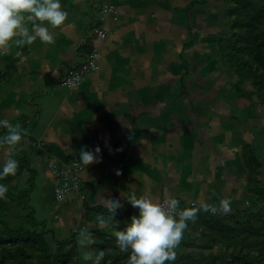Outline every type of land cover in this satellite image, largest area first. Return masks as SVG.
Segmentation results:
<instances>
[{
	"label": "trees",
	"instance_id": "16d2710c",
	"mask_svg": "<svg viewBox=\"0 0 264 264\" xmlns=\"http://www.w3.org/2000/svg\"><path fill=\"white\" fill-rule=\"evenodd\" d=\"M178 9L184 38L183 49L177 58L185 69L180 77V93L174 97L172 106H176L183 95L194 96L193 91L197 94L203 90V98H210V103L217 98L218 102L220 100L218 107L224 106L231 112L227 116L229 122L242 134V147L241 158L235 163L237 176L226 180L225 191L221 193L234 202L233 209L222 211L208 196L211 185L205 187L204 180L198 184L194 196L188 197L183 193L176 196L180 200V207L207 204L209 209H202L195 221H189V227L175 249V259L165 264H264V0H224L220 4H209L208 0H190L185 7ZM194 9L201 12L197 16L196 28L190 17ZM218 15L220 18L216 20ZM100 18L96 19L97 24L104 23L105 18L102 15ZM172 22H176V16ZM197 28L216 34L212 48L213 61L221 65L216 76L205 79L199 76L207 82L202 88L192 85L186 87L189 78L195 74L192 69L195 58L201 57L200 53L197 57L185 56L187 50L190 54L197 53V37L194 35ZM17 61L7 66L6 72L0 70V82L9 81ZM232 84L231 88L227 86ZM251 88L253 91H250ZM157 107L154 106V111ZM143 113L139 112L136 120ZM170 118L171 109H168L164 113L155 114L150 121L158 122L160 127L164 123L173 128ZM197 118L201 119L200 114ZM21 119L23 121H17L15 125H20L24 131L29 121L25 117ZM4 131L5 128H2L0 135L5 134ZM35 140L38 142L36 138H31V141ZM47 148L58 170L74 167L78 162L76 157L54 145ZM12 155L19 161L18 170L15 175L0 179V182L8 186L6 198L0 199V264H127L128 253L122 252L116 244L111 220L101 225L97 219V213L105 214L109 211L106 206L107 196L116 194L115 189L102 181L99 185L104 188L98 185L94 188L95 193L91 194L89 184L79 177L80 189L75 191V183L69 180L67 186L71 189L65 194L66 198L71 193L86 198L83 207L90 219L78 224L71 237L61 239L48 219L41 220L38 217L32 205L39 171L28 157L27 150L16 146ZM50 170L52 172L51 166ZM128 175L126 179L130 180ZM160 179L162 184L156 187L158 194L153 195V199L161 201L171 191L166 186V180ZM158 180L156 177L155 185ZM150 185L147 182L142 187ZM127 187L131 191L136 190L131 181ZM120 199L122 206L114 219L120 220L119 227L123 228L130 219V213L134 214L138 210L126 197ZM213 206L217 207V211H211ZM16 212L19 214L14 219L13 213ZM87 223L89 225L86 230ZM85 249L90 252L87 257L82 254Z\"/></svg>",
	"mask_w": 264,
	"mask_h": 264
},
{
	"label": "rangeland",
	"instance_id": "374dc122",
	"mask_svg": "<svg viewBox=\"0 0 264 264\" xmlns=\"http://www.w3.org/2000/svg\"><path fill=\"white\" fill-rule=\"evenodd\" d=\"M63 1L66 2V0ZM63 1L62 3L65 7L66 5ZM72 1L74 2L75 0ZM88 1L89 0H77V7L85 11V7L89 5L87 4ZM119 1L120 0H92L90 5L92 6V13H97V18H100L101 15H103V17L109 15L112 16V20L125 21L127 15L130 14V12H128L130 10L125 9L127 7L122 8L121 12L120 10H116ZM223 1L224 0H209V2L213 4L216 2L220 4L223 3ZM102 3H106L112 6L114 8L113 12L110 14L103 13ZM68 12L69 19H73L72 17L73 15H75V13H71V10H69ZM192 14L194 17H196L198 12H193ZM219 16L220 15L217 16L216 20H219ZM89 19H87L85 27L79 26L78 28L70 29V32L75 31L71 32V34L81 30V35H77L74 40L78 44H80V42L83 39L85 40L86 38L92 40L90 38V30H93V27H95L98 22L93 17H89ZM107 22L108 21L105 20L102 25L104 29H107L110 32V24H108ZM169 23L170 12L166 11L164 7L159 6V4H156L155 6L148 9L147 14L138 16L133 21L130 19L129 22H125V27L129 30L134 29L138 35H143L145 39H147L148 36L152 37L154 39V43L157 44L162 38V31H169ZM193 25L195 26L196 22H193ZM64 28H67V26ZM88 28L90 33H88ZM65 30L66 29H58V35L56 36L55 42L52 44V46L55 47V49L53 50L55 51L54 58H48V45H45L39 39H37V41H35L32 45L25 44L21 46L13 44L11 50L7 54L0 55L1 71H7L6 65L9 62L18 59L17 63H15L14 66L15 70L17 72H25L23 77H16V82H14V85L17 86L14 90L15 92H12L13 88L11 86L4 88L5 90L0 89V102H2V107L4 109L6 108V112H9H1L2 114L0 113V118H6L8 120L12 119V121L10 122L13 125H15L17 121H23L21 119L23 117L27 118L29 121V125L24 126L28 128L23 131V140L17 146H22L27 150L28 157L32 160L34 167L39 171L37 173L36 188L34 189V192L32 194V205L35 207L38 217L41 220L45 218L48 219V221L55 228L58 238L61 239L71 237L70 235L74 230H76L75 228L78 224L86 222L90 219L87 210H85V208L83 207L84 200L86 198L84 199L83 196L79 197L77 193H71L68 198L57 193L60 183L53 176V173L51 172L49 166L53 164V157L48 151L49 148H47L49 147L50 141H53L55 143L54 146L60 148V150L64 153L77 158L78 162L76 167H68L65 170L69 169L72 170V172L74 171L76 175H79L83 182H87L88 184H90L91 194L95 193L94 188L97 187V184L99 183V180H96V177L98 175L101 176L106 174V169H114V166L118 163L115 156L120 159L123 154H125V152H129L128 155H130V157L128 156V158H123L120 162L122 164L121 166L123 170L127 171V175L129 173V170H132L133 168L132 163L137 164L138 169H133L132 174L128 175L130 177V180L126 179L127 176L124 179L123 175H121L119 171H116L114 173V176H105L107 180H117V183L113 184L112 189H116L120 195H125L131 192V189L127 187L129 181L134 184L141 182V184H147V182L151 183L147 191H145L143 187H138L137 185V195L147 194L151 197H153V195H157L158 191H156V187L154 184V175L156 173L159 178V182H157L156 184L157 187L158 184H162V180L160 178H166V186L168 187V190L171 191L170 195L168 196L173 195L176 197L179 193H183L188 197L194 196L196 190L198 189V184H201V182L204 180L205 187H210L211 185L208 196L212 198L215 204L219 205V201L225 198L221 194L223 191H225L224 183L227 179L232 178L235 175L237 176L235 163L240 160V158L235 155V150H237L239 146H241L240 142L238 141L240 132L235 130L236 128H234L230 123L225 127L222 126L221 128H219L220 144L221 146L225 147H222V149H220L222 152L220 155H216L218 149L213 147V149H208L209 152L207 153V155L205 150L196 151L194 153L191 152L189 153L190 155H188V157L186 158H176L175 160L173 159V165L171 168L162 166V164H167L170 161V158H168L169 152L175 153V151L172 148L167 149L158 147L156 145H154L152 150H150L149 144L150 141L163 143V141H167L165 138H154L149 134V132H145V134L149 137V141L145 144H140L138 137H134L131 131H129L128 133L127 130H123V132L117 131L113 128V125L108 126L115 123V128L119 127L121 126V123L126 122V118L129 119V122L133 123L138 116L136 115L138 111L137 107L133 105L114 106V100H106L107 108L102 112L98 108L97 98L91 97V99H93V101L95 102V106H78V112L77 108H74V106L72 105L71 99L62 103L63 97L66 96L67 93L75 92V90L80 86L79 84L75 87L70 88L67 85L63 84L64 80L67 77L69 68L66 69V67L62 64V61L68 64L70 63V61L73 63L84 62V59H79L74 50L66 51L69 47V44H72V41L59 39L61 35H64L66 33ZM170 31L171 32L167 34V38L170 40V42L168 43L167 41V43H162L163 48L166 49V47L170 43H172V49H176L181 44L183 34L181 32V28H178L177 26L172 27ZM194 35L197 37V42L195 45L197 53L193 52L192 55L198 56V53H200L201 57H197V60L193 63L192 69L196 71L197 74L204 73V75H208L206 76V78H208L210 70L213 72H218V70L221 69L220 63L216 60L213 61L212 48L214 47L216 34L206 30H202V28H197L195 29ZM121 37L122 35L120 36V38ZM126 40L128 41L129 45L131 43L130 39L125 37L123 41ZM107 41L108 39H104L99 42H93L92 44H96L97 49L101 51L103 57L104 51L108 49L107 46L109 45V42ZM128 45H126V49L128 48ZM83 47L86 49L87 46L83 45ZM23 48L25 49L23 50ZM145 48H149V45L137 46L136 54L140 53L141 50L144 51ZM153 49L155 50H152L151 56L154 59L151 60H155V67L153 68V71L149 70L148 68V81L146 83L143 80V76H146V72L143 75V72L139 74L138 70L141 69V67L147 61L148 57L146 55H141L140 57L135 58V63L137 65H140V67L137 66V75L139 80L136 78L133 79V81L139 86V89L142 86L141 84L146 85L148 87L149 93L145 101L146 104L150 105V107H146L144 113H146V116L149 115V120L150 118L155 117V114L160 112L164 113L169 108L171 109L170 124H175L176 127L182 128L183 124L190 123V121L188 120V113L185 111L181 112V110H179L183 107L182 102H184L185 104H190L193 100H196V97H192V99L186 97L185 100H179L176 106H172V101H174L175 99L170 91L167 90L166 86L169 88H173L176 91L180 90V79L176 78L182 72L184 66L177 64V62H175V60L172 58H170V62L168 64H165L163 66L159 65L158 63H156V61L158 60V57L160 59L159 55L160 53L162 54L163 49L158 48L157 45H153ZM156 49L158 51H156ZM44 50L46 52H44ZM17 51L21 52V56L16 55ZM42 56H46L49 61L52 60L54 65H49L50 63L45 61ZM208 61L209 63H207ZM32 63H34L33 66H31ZM45 64L47 65L44 66ZM206 64L209 65L206 67ZM149 72L153 73L152 82H150ZM160 75L163 78V85L165 86H163L161 82L156 81L158 80ZM224 81H226V78H224ZM201 83L206 84L207 82H202L198 76H193L191 79H189L186 87H189L191 85L203 86ZM237 84L238 83H236L235 85ZM233 85L234 84L227 86L231 88ZM2 91H4V93ZM22 91L24 92V97H20L22 96ZM202 91L198 92L201 95V98L203 97V94H205L202 93ZM250 91H253L252 88L250 89ZM88 93L94 92H92L89 88ZM9 95H11V97L7 98L6 96ZM5 97L8 99V101L4 100ZM215 101L217 102L218 99H214V102ZM206 103L210 102L208 101ZM156 105H158V109L154 111V106ZM211 105L210 108H212L213 106ZM206 109L208 110L209 106H207ZM73 110L75 111V114L73 113ZM139 112H142V110L139 109L138 114ZM82 115L84 118H87L89 115H91L89 117L93 119L104 118L108 120V123L104 125L105 127L108 126V128L106 129L107 132H101L100 130L96 129L88 133L85 132L83 130V126H85V120L82 118ZM205 122H207V118ZM149 125L151 126L152 124L149 122ZM165 125L166 124L163 123L161 126ZM40 127L46 128V130H44L43 132V134L46 135V139L43 142L44 144L46 143V147H44V144L39 143L40 141H31V138H37V135L40 134ZM112 128L114 129V132H111ZM5 130V134L2 133L0 136L7 134L8 129L5 128ZM192 130L193 128L190 131ZM1 131L2 128H0V132ZM179 132L182 134V131L179 130ZM109 134H114L117 136L123 135L126 136V138H117L114 142L113 140H111V138L113 137L109 136ZM86 135H93V137L89 140H86ZM251 141L252 140H250V142ZM228 143L229 145L231 143L234 148H226L228 146ZM84 146H87L93 150H95L97 147L99 148L97 158L86 165H84L79 158V151ZM31 149L33 150L30 151ZM139 150H146L150 153H142L139 152ZM158 152H165L163 154L167 158H164L163 154H160L159 156ZM10 154L13 153H9L7 151L6 145L0 146V158L4 160ZM223 155H225L226 158H223ZM239 155L240 154H238V156ZM218 156H222V158H218ZM122 172L123 171L121 170V173ZM74 189L75 191H79L80 187L77 185L74 186ZM201 193L202 191H200V194ZM168 196L164 195L161 201H163ZM230 204V209H233L234 202L232 200H230ZM17 214L19 213H13L14 219ZM131 215L132 214L130 213V217ZM72 225L74 227H71ZM88 225L89 223H87L86 225V230L88 229Z\"/></svg>",
	"mask_w": 264,
	"mask_h": 264
},
{
	"label": "crops",
	"instance_id": "0c3cea01",
	"mask_svg": "<svg viewBox=\"0 0 264 264\" xmlns=\"http://www.w3.org/2000/svg\"><path fill=\"white\" fill-rule=\"evenodd\" d=\"M76 1L77 0H75L74 2L72 0H66V2L63 1L66 5L65 7L63 6V3H62V7H64L67 11L71 10V13H75V15H73V17H72L73 19H69V21L64 26L59 28V29H66L65 30L66 33L64 35H61V37L59 39L72 41V44L71 43L69 44V47L66 51L74 50L76 55H78L79 59L82 58V60H83V59H85V57L89 53L88 52L89 48H91V46H93V47L96 46V44L92 45L93 40H89V38H86L85 40L83 39L80 42V44L76 43L74 40L77 37V35H81V30L76 31V33L71 34V32H75V31L70 32V29L71 28H78L79 26L85 27L86 21H87V19H89V17H93L94 19H97V17H96L97 13H94V14L92 13V6H90L92 0H89L87 2V4H89V5H87L85 7V11H83L82 9L77 7L78 2H76ZM189 1L190 0H120L116 10H120V12H121L122 8L127 7L125 9L130 10V11H128V12H130V14L127 15V17L125 18V21L124 20H120V21L116 20L115 21V20H112V16H109V15L105 16V20L108 21L107 22L108 24H110L111 31L109 32V30L105 29L106 31H108L106 39H108L107 42H109V45L107 46L108 49L106 51H104V57L101 59V61L99 63L98 71H95V72H92L91 74H89L87 76L86 80L83 83H81L80 86L77 88L78 90L76 89L77 91L75 90V92H73V93H67L66 96L63 97L62 103L64 101H68L71 99L72 105L74 106V108L76 107L77 111L79 112L78 106L79 107H87V106L89 107L92 105L94 107L95 102L93 101V99H91V97H96L98 100V108L102 112L105 111L107 108L106 100H114V106H117V105H120V106L133 105V106L138 108V111H139V109H141L144 112L146 107H150V105L146 104V101H145V99L147 98V95L149 93H148V87L146 85L141 84L142 86L139 89V86L133 81V79H136V78L139 80L138 75H137V66L140 67V65H137L135 63L136 62L135 58L140 57L141 55L142 56L146 55L148 57V58L146 57L147 61L144 63V65L141 67V69L138 70L139 74L143 72V75H144V73L146 72V76H143V80L145 81V83L148 81V68H149V70L153 71V68L155 67L154 66L155 60H151V59H154L151 56L152 50H155V49H153V45H157L158 48L163 49L162 54L160 53V55H159L160 59L158 57L159 61L157 60L156 63L163 66L165 64H168L170 62V58H172L175 60V62H177V64L183 65L178 60L177 55L183 49L182 48V41H183L184 35H182L183 38L181 40V44L176 49H172V47H171L172 43H170L165 49V48H163L162 43H164V42L167 43V41H168V43L170 42V40L167 38V34L172 31V30L170 31V29H172V27H174V26L181 28V32H182V34H184V30H183L184 28H183V26H181L182 24L180 23L181 13H178L179 12L178 8L179 7H185L186 4L189 3ZM208 2H209V0H208ZM217 3L218 2H216V4ZM120 4H121V7H120ZM156 4H159V6L164 7L166 9V11L170 12V23H169L170 28H169V31H167V30L162 31V33H161L162 38L160 39V42H158L157 44L154 43V39L152 37L148 36V38L145 39L143 37V35L142 36L138 35L134 29L129 30V29H126V27H125V22H129L130 19L133 21L138 16L147 14L148 9L150 7L155 6ZM209 4H210V2H209ZM193 12L194 13L198 12L197 16L201 12H199L198 9H194V11H191V13H190L191 22L192 23L196 22V25H198L197 16L194 17L192 14ZM175 16H176V22H172V19ZM89 21H90V19H89ZM196 25L195 26L193 25V26L196 27ZM66 26H67V28H64ZM89 28L87 29L88 33H89ZM53 32H54V35L56 37L58 35V29L57 30L54 29ZM121 35H122V37L120 38ZM123 35L126 38L130 39L131 43L129 45H128L127 40L123 41L125 38ZM155 41H157V40H155ZM83 45L87 46L86 49L83 47ZM126 45H128L127 49H126ZM142 45H149V48H145L144 51L141 50L140 53L136 54L137 46H142ZM105 46H106V44H105ZM105 46H104V49H105ZM48 48H49L48 58H54L55 51H53V50L55 49V47H53L51 44V45H48ZM150 48H151V50H150ZM24 49L25 48H23V50ZM156 51H158V50L156 49ZM159 51H161V50H159ZM44 52H46V51L44 50ZM190 55H192V54H190L189 50L185 51V56H190ZM194 56L197 57V55H194ZM155 57H157V56H155ZM42 58L45 61L49 62L50 63L49 65H54L52 60L49 61L46 58V56H42ZM0 60H1V58H0ZM196 60H197V58H195V61ZM12 62L13 61L9 62L6 66H9ZM71 63H73V62L70 61V63L68 64V63L62 61V64H63V66L66 67V69H68L70 67H74V66H79L81 64L79 62H76L73 64H71ZM33 64L34 63H32L31 66H33ZM46 65L47 64H45L44 66H46ZM208 65L209 64H206V67ZM7 69H8V67H7ZM184 69H185V66L183 67L182 72L179 74V76L176 79H180L182 73L184 72ZM3 72H6V71H3ZM157 72H159V71H157ZM194 72H195V74L193 76L204 77V79L206 78V76H208V75H204V73L203 74H197L196 71H194ZM209 73L210 74H209L208 78H210L212 76H216V74L218 72H215V71L213 72L210 70ZM24 74H25V72H20V71L17 72L15 69L12 70L9 81L4 80V81L0 82V89L5 90L4 88L11 86L13 88L12 92H15L14 90L17 87L14 85V82H16V77L19 76L18 78H21L24 76ZM193 76H191L189 79H191ZM149 77H150V82H152L153 73L149 72ZM200 77H199V79L201 80ZM156 81L161 82L163 85V78L161 75L159 76L158 80H156ZM201 81L206 82L205 80H201ZM206 84L203 83L202 84L203 86H201V85L200 86L192 85V86L202 88V87L206 86ZM163 86H165V85H163ZM89 88L94 93H88ZM160 88H162V87H160ZM166 88L168 91H170V93L172 94L173 97H176L180 93V90L176 91L175 89L169 88L167 86H166ZM2 92L4 93V91H2ZM193 93H195V95L194 96L192 95V97H196L197 101L193 100L190 104H185L184 102H182L183 107L179 109V110H181V112L185 111L188 113V115H189L188 120L190 121V123L183 124L182 128L176 127L175 124L173 125L174 126L173 128H171V126L168 127V125H166L164 127L163 126L160 127L158 122L151 123L150 119L148 120L149 115L146 116V113H145V115H143L144 113L142 115H140L141 118L139 120L135 119V121L133 123L129 122L128 121L129 119L126 118V122L121 123V126H119V127L115 128V126H114L115 123L108 125V126L113 125V128L117 131L123 132V130H127V133L129 131H131V133L134 137H138L140 144H145L149 141L148 140L149 137H148V135L145 134V132H149V134L152 135L154 138H158V137L165 138L167 141H163V143L150 141L149 149L152 150L154 145H156L158 147H162V148H167V149L172 148L175 151V153L169 152L168 158H170V161L167 164L166 163L164 165L162 164V166H165V167L167 166L168 168L170 165H173V161H172L173 159L175 160L176 158H186V157H188V155H190L189 153H191V152L194 153L196 151L205 150L206 155H207V153L209 152L208 149H211V148L213 149V147H215L218 149L216 152V155H220L222 153L220 149H222V147H224V146H221V144H220L219 128H221L222 126L225 127L229 123L231 124V122H229L230 120L228 119V116H227L231 112L226 110L224 108V106L218 107L220 100H219V102L218 101L217 102L212 101L211 103H206L209 101L210 98H203L202 97L203 98L202 99L200 94L197 93L198 94L197 95L195 91H193ZM21 95L22 96H20V97H24L23 91L21 92ZM75 95H76V97H75ZM203 96H205V95L203 94ZM6 97L10 98L11 95L6 96ZM6 97L4 98V100L8 101V99ZM186 97H188V96L183 95V98L179 99V100H185ZM192 97H188V98L192 99ZM198 99H200L199 101H201V100H203V101L199 102ZM163 105H165V104H163ZM210 105L212 106V108H210ZM207 106H209L208 110L206 109ZM138 111H137L136 115H138ZM1 112H4V113L6 112V108L4 109L2 107V102H0V113ZM6 113H9V112H6ZM73 113L75 114L74 110H73ZM198 114H200L201 119L197 118ZM128 115H129V112H128ZM89 116H91V115H89ZM89 116L87 118H84L82 115V118L85 120L84 124L86 127L83 126V128H84L83 130L85 132L88 133L94 129L100 130L101 132H107L106 129L108 128V126L105 127L104 125H106L108 123V120H106L104 118L93 119V118H90ZM206 118H207V122H205ZM9 121H12V119H9ZM149 122L152 124L151 126L149 125ZM231 125L233 126V124H231ZM36 127H38V126H36ZM113 128L111 129V132H114ZM192 128H193V130L190 131ZM40 129H41V130H39L40 134L37 135L36 139L38 142L40 141V143L43 144V142L46 139L45 138L46 135H44L43 132H44V130H46V128L40 127ZM179 130L182 131V134L179 132ZM109 136L113 137V138H111V140H113L114 142L117 138H120V139L124 138V137L126 138V136H123V135L117 136L114 134H109ZM92 137H93V135H86V140H89ZM241 138H242L241 135H239L238 141L240 142L241 146H239V148L237 150H235V155L238 158H241V154H240V148L242 147ZM183 141H185V142H183ZM232 143H234V142H232ZM54 144L55 143L53 141L49 142V146L54 145ZM194 145H195V147H194ZM129 146H130V144H129ZM209 146H212V147H209ZM230 147L234 148V146H232L231 143H230V145L228 143V146L226 148H230ZM139 152L150 153L149 151H146V150H139ZM163 153H165V152H162V153L158 152V155L160 156V154H163ZM128 154H129V152H127V153L125 152V154H123V156L120 159L115 156V158L118 161V163L114 166L115 170L114 169H106V174L101 175V176L98 175L96 177V180H99V183L97 185H99L102 181H105L106 184L112 188L113 184L117 183V180H114V179L107 180L105 176H114V173L116 171H119V173L121 175H123V177L125 179V177L127 176V171L123 170V168L121 166L122 164L120 161L123 158H126V157L128 158V156L130 157V155H128ZM238 154H240V155L238 156ZM163 156H164V158H167L164 154H163ZM218 158H222V156H218ZM223 158H226V156L223 155ZM132 167H133L132 170H129V173H128L129 175L132 174L133 169L134 170L138 169L137 164L132 163ZM121 170L123 171L122 173H121ZM154 176H155V178L158 177V175L156 173ZM99 177H100V179H99ZM164 180H166V178H163V181ZM141 183L134 184L136 189L138 187H142V185L144 183L143 184H141ZM137 185H138V187H137ZM89 186H90V184H89ZM149 187H147V188L143 187V189L145 191H147L149 189ZM155 187H157V185H155ZM99 188H104V186L99 185ZM135 192H136V190H135ZM123 197H126V194L120 195V198H123ZM91 201L93 202L92 199H91Z\"/></svg>",
	"mask_w": 264,
	"mask_h": 264
},
{
	"label": "clouds",
	"instance_id": "9594fccd",
	"mask_svg": "<svg viewBox=\"0 0 264 264\" xmlns=\"http://www.w3.org/2000/svg\"><path fill=\"white\" fill-rule=\"evenodd\" d=\"M68 20L69 12L62 7V0H0V55L7 54L13 44L32 45L37 39L45 45L53 44L56 39L53 30L61 28ZM16 55L21 56V52L17 51ZM0 128L8 129L6 135L0 136V146L6 145L7 151L14 153L23 140V129L6 118H0ZM98 152V147L93 150L84 146L79 151V158L86 165L97 158ZM18 167V159L8 155L0 162V179L15 175ZM7 192V184L0 182V199L6 198ZM126 198L138 211L131 215L123 228L119 227L121 221L114 219L122 206L119 193L107 196L109 211L97 213V219L101 225L111 220L116 244L122 252L128 253L127 264H165L166 261H173L175 249L189 227V221H195L202 209H209L207 204L180 207V200L175 196L160 201L131 191ZM219 208L229 211L230 200L221 199ZM211 211H217V207H211ZM82 254L87 257L90 252L85 249Z\"/></svg>",
	"mask_w": 264,
	"mask_h": 264
},
{
	"label": "built area",
	"instance_id": "2783aa9c",
	"mask_svg": "<svg viewBox=\"0 0 264 264\" xmlns=\"http://www.w3.org/2000/svg\"><path fill=\"white\" fill-rule=\"evenodd\" d=\"M102 8L103 13L109 14L112 13L114 9L112 6L106 3L103 4ZM103 18H105V16ZM101 24H96L95 27H93V30H90L91 33L89 31L90 38L93 40V42H99L107 38V31ZM102 58L103 54L99 49H97L96 46H94L85 57L83 63H81L79 66L70 67L68 69L67 77L64 80L63 84L67 85L70 88L81 84L89 74L99 69V63ZM53 164L50 165L52 168L53 176L56 177L60 182L57 193L65 197V194L71 189L70 186H67L68 181L70 180V182L75 183L74 186H77L79 182V175H76L74 171L72 172V170H65L66 168L58 170ZM76 165L77 164H75L74 167H76Z\"/></svg>",
	"mask_w": 264,
	"mask_h": 264
}]
</instances>
